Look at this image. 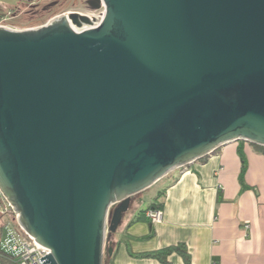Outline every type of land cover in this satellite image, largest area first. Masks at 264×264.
<instances>
[{"label": "water", "instance_id": "water-1", "mask_svg": "<svg viewBox=\"0 0 264 264\" xmlns=\"http://www.w3.org/2000/svg\"><path fill=\"white\" fill-rule=\"evenodd\" d=\"M91 3L100 20L0 26V193L42 264H105L136 195L264 146V0Z\"/></svg>", "mask_w": 264, "mask_h": 264}, {"label": "crops", "instance_id": "crops-1", "mask_svg": "<svg viewBox=\"0 0 264 264\" xmlns=\"http://www.w3.org/2000/svg\"><path fill=\"white\" fill-rule=\"evenodd\" d=\"M239 146L248 162L247 187L240 182ZM157 183L163 219L151 221L145 214L150 206L140 213L130 209L115 235L110 264H264V153L254 144L224 145ZM177 245L189 262L180 251L167 262L144 255Z\"/></svg>", "mask_w": 264, "mask_h": 264}, {"label": "built area", "instance_id": "built-area-1", "mask_svg": "<svg viewBox=\"0 0 264 264\" xmlns=\"http://www.w3.org/2000/svg\"><path fill=\"white\" fill-rule=\"evenodd\" d=\"M12 9H0V26L11 29H21L10 23ZM104 10L98 15H89L91 19L100 20ZM146 216L153 222L163 219L162 209H147ZM0 247L6 248L18 259L20 264H42L41 258L51 252L26 233L18 224L16 214L9 202L0 193Z\"/></svg>", "mask_w": 264, "mask_h": 264}, {"label": "flooded vegetation", "instance_id": "flooded-vegetation-1", "mask_svg": "<svg viewBox=\"0 0 264 264\" xmlns=\"http://www.w3.org/2000/svg\"><path fill=\"white\" fill-rule=\"evenodd\" d=\"M92 0H79L76 2L75 9L73 10H62L55 15L50 16V18L45 21L44 23L37 24L36 19L40 16L41 18L49 15L54 9H57L59 6L63 5L64 2H60L59 0H52L43 6L41 9H37L36 3L34 1L29 2L27 0H22V4H25L28 7L26 10H20L21 5L12 9V18L10 19V23L16 25L18 28L27 29V28H34L40 27L47 24L50 20L62 16V15H69V14H81V15H98L102 13L104 7L98 10H94L92 8ZM95 17V16H94ZM20 19V20H19ZM14 20H19L20 24H16ZM26 22L28 24L22 26V22ZM18 22V23H19Z\"/></svg>", "mask_w": 264, "mask_h": 264}, {"label": "rangeland", "instance_id": "rangeland-1", "mask_svg": "<svg viewBox=\"0 0 264 264\" xmlns=\"http://www.w3.org/2000/svg\"><path fill=\"white\" fill-rule=\"evenodd\" d=\"M50 1H52V0H35L34 3H36L37 9H41L43 6H45ZM59 1L61 3L64 2V4L59 6L57 9H54L49 15H46V16H44L42 18L39 16L36 19L37 24L44 23L45 21H47L50 18V16L55 15L56 13H59L62 10H73V9H75V6H76L75 4L79 0H59ZM21 4H22V0H0V9L6 11V10H9V9H13L15 7H18ZM20 8H21L20 10L24 11L28 7H26L25 4H22ZM19 20H14V22L16 24H20ZM26 24H28V23H26L24 21L21 23L22 26H24ZM158 186H159V184L156 183L153 186H151L150 188H148L147 190H145L142 193L136 195L134 197V200L135 201L138 200L139 201V205L138 206H132L133 208H131V209L136 211L137 213H140L144 209L148 208L150 206V204L156 200V197H155L154 194H157L158 189H159ZM117 232H118V230L111 235V237L109 239V242H111V243L113 242L114 243L115 235L117 234ZM108 262H110V261H109L108 258H106V264H109ZM0 264H3L1 262V260H0Z\"/></svg>", "mask_w": 264, "mask_h": 264}, {"label": "trees", "instance_id": "trees-1", "mask_svg": "<svg viewBox=\"0 0 264 264\" xmlns=\"http://www.w3.org/2000/svg\"><path fill=\"white\" fill-rule=\"evenodd\" d=\"M254 147L256 148L257 151L264 153V146L254 144ZM239 153H240L241 162H242V168H241V173H240V182L243 185V187H247V185L245 183V175H246L247 168H248V162H247V158H246L243 146H239ZM207 157H209V155L201 158L200 160L204 161L207 159ZM161 196H162V193H160L158 195L156 200L150 205V207L148 209H161L163 207V205L157 202L158 198H160ZM174 251H180L181 253H183L185 255L186 260L188 262L190 261V257L188 255V253L186 252V250H184L183 245L168 247V248H165L163 250L145 253L144 255L148 256V257L159 258L160 260L167 262V256L169 254L173 253ZM111 257H106V258H108L110 261ZM0 260L3 264H20L18 259H16L15 256L12 255L8 249L3 248V247H0ZM108 263L110 264V262H108ZM105 264H106V259H105Z\"/></svg>", "mask_w": 264, "mask_h": 264}, {"label": "bare ground", "instance_id": "bare-ground-1", "mask_svg": "<svg viewBox=\"0 0 264 264\" xmlns=\"http://www.w3.org/2000/svg\"><path fill=\"white\" fill-rule=\"evenodd\" d=\"M146 211H147V210H146ZM146 211H145V212H146Z\"/></svg>", "mask_w": 264, "mask_h": 264}]
</instances>
